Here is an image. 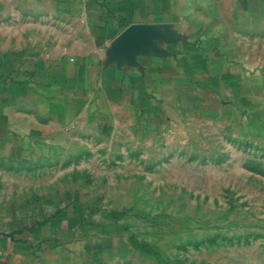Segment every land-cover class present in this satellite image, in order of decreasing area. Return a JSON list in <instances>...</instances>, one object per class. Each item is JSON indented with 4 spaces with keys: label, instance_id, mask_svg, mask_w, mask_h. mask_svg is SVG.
<instances>
[{
    "label": "rangeland",
    "instance_id": "374dc122",
    "mask_svg": "<svg viewBox=\"0 0 264 264\" xmlns=\"http://www.w3.org/2000/svg\"><path fill=\"white\" fill-rule=\"evenodd\" d=\"M245 38L225 44L251 46L260 70L264 41ZM62 93L0 150V233L59 221L83 264H264V129L254 117L232 108L175 132L129 129L83 91Z\"/></svg>",
    "mask_w": 264,
    "mask_h": 264
},
{
    "label": "crops",
    "instance_id": "0c3cea01",
    "mask_svg": "<svg viewBox=\"0 0 264 264\" xmlns=\"http://www.w3.org/2000/svg\"><path fill=\"white\" fill-rule=\"evenodd\" d=\"M257 11L264 0H0V150L63 90L83 91L129 129L175 132L232 108L264 129V79L254 77L264 63L254 70L251 46L225 44L264 41ZM79 256L59 221L0 233V264Z\"/></svg>",
    "mask_w": 264,
    "mask_h": 264
}]
</instances>
